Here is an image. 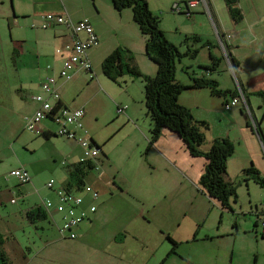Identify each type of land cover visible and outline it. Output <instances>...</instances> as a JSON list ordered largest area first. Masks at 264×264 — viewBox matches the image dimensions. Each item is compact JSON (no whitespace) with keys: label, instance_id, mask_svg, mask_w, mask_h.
Here are the masks:
<instances>
[{"label":"rangeland","instance_id":"374dc122","mask_svg":"<svg viewBox=\"0 0 264 264\" xmlns=\"http://www.w3.org/2000/svg\"><path fill=\"white\" fill-rule=\"evenodd\" d=\"M146 1L149 11L158 18L160 30L175 46H182L185 37L192 35H199L205 40H216L208 14L202 12V4L191 7L193 12L189 14L185 8L186 0ZM241 1L250 7L251 0ZM254 1L257 3L258 15L263 20L264 0ZM207 2H211V13L216 14L222 25L230 22L225 0ZM176 4L181 9L180 12L173 11ZM63 7L72 16L77 15L79 10H84L99 21L101 40L99 47L93 52L92 63L96 78L90 82L86 78L71 81L63 87V92L68 104L84 107V127L108 157L106 161L100 153L98 159L104 160V163H98L97 168L85 176L86 183L99 191L95 200L99 209L98 221L93 226H82L79 234H83L84 242L74 251L90 252L92 248L101 247L97 241L101 234L124 233L126 238L123 243L133 258L150 255L153 249L161 254L170 251V239L178 245L177 256L173 257L170 264H185L182 260L188 264H264L261 228L258 227V236L255 237L253 217L246 214L250 208L259 212L264 209V189L252 180L245 182V176L240 174V170L248 167L251 162L264 178V167L255 156L256 149L251 150V146L242 139V118L237 114V119L231 118L229 122L231 114H220V118L216 115L209 116V131L206 132L209 140L228 138L229 133L234 142L236 137L239 138L236 141L240 146L236 148L234 145V154L227 164V179L236 186L237 198L235 202H231L233 212L224 211L200 190L197 181L190 174L187 177L183 171L173 168L171 162L160 155L158 150L151 151L147 141L150 123L144 110L142 87H138L136 83L138 81L124 83L123 79L115 84L102 74L101 61L108 51L116 47L130 49L127 45L136 52L144 49L145 39L134 23L130 9H124L120 17L110 0H0V190L7 192L16 183V179L9 176L10 170L25 166L32 174V182L18 189L22 195L13 196L16 203L0 200L4 203L1 208L18 209L21 217L17 223L19 228L18 234L15 233L16 239L13 241L8 237L2 249L9 258L6 264L23 263L21 258L25 252L24 241L26 238L30 239L29 236L38 245H42L46 238L56 237L54 230L46 223L39 222L38 225L45 224L49 227L48 230L38 228L35 231L23 215V210L43 202L49 192L45 188L48 180L54 179L62 186L63 176H68L62 162L69 164V159L82 152L78 145H71L72 142L62 138L51 137L44 141L43 136L34 137L23 130V119L31 114L33 106L28 100H24L19 90L24 86L37 84L42 79L44 69L37 68L38 61L49 60L54 51L49 39L52 30L40 28L42 16L49 11H60ZM23 10L28 14L21 15L19 11ZM55 28L64 32L63 27ZM14 49L20 53L23 51L21 54L26 56V60L22 59L25 66L19 70L21 57L12 53ZM243 53L246 55V52ZM205 59L203 54L198 57L202 62ZM186 62L191 60L187 59ZM230 73L228 64L224 63L220 65L216 76L220 85L229 90L235 85ZM176 79L182 81L186 76L178 71ZM259 99L263 102V98L258 96L252 97L250 102L255 113L253 116L257 120L262 118L264 112V103L261 108L256 106ZM125 105L129 115L117 112L118 106ZM139 106H142L143 112H140ZM233 108L234 111L238 109ZM131 113L136 117L129 121L127 118ZM246 114L253 124L250 111ZM41 125L57 130L54 124L46 121ZM260 127L264 133V118ZM231 142L233 143L232 140ZM27 144L31 147L24 148ZM251 154H254L253 158ZM22 196H26V200ZM141 209L144 216L140 214ZM55 219L60 225L59 216ZM21 229H24L25 238ZM71 244L72 248L65 249H74V243ZM33 250L35 246L31 251ZM0 264L4 263L0 261ZM31 264H36V257L32 258ZM86 264H89L88 261Z\"/></svg>","mask_w":264,"mask_h":264},{"label":"crops","instance_id":"0c3cea01","mask_svg":"<svg viewBox=\"0 0 264 264\" xmlns=\"http://www.w3.org/2000/svg\"><path fill=\"white\" fill-rule=\"evenodd\" d=\"M207 1L210 2V0H205V2H206V6H205L203 4V0H195V1L186 0V2H192V4L190 6L189 5L185 6V8H188V10L186 9V12L190 14V12H193L191 7H195L199 4H202L203 9H204L202 12H205L208 14V17H209L208 20L210 21V23L212 24V26L214 28V32L216 34V40L215 41L210 40V39L205 40V39L201 38L199 35H192V36H196V37L198 36L201 39V42L200 43H193V44H192V42H189L187 45L183 44L182 45L183 47L177 45L181 52L185 51L187 49V47L189 49H197L198 50V54H197L195 59H193V60L188 59V60H191V62H186L187 59L185 58V61L182 60L181 63L177 64L176 76H177L178 71H180L182 74H184L186 76V79H183L182 81H179V80L178 81L185 84V85H188V84H190V80H189L190 75L192 77L205 76V78L215 80L218 83V88L220 90H222V91L229 90V88L222 87V85H220L221 84L220 80L218 79V77H216V76H218L217 73L220 69V65H222V64L224 65V63H227L230 70H231L230 76L233 75L234 80H235L234 88L231 89V91H234V90L238 91V88H239L241 93H242L241 89H243L244 94L243 93L242 94H243V96H245V99H247V102H246V100H245V102H246V105L248 107V111H250V113L252 114V118H255L253 116L255 113L252 110V108L250 107L251 98L254 96H258L259 92H261V93L264 92V19L262 20L261 16L258 15V11L256 10V8H257L256 4L257 3L254 0H251L250 7L247 3H245V2L243 3L241 0H237L236 7L240 11L242 19L238 22H235L229 16L228 10L226 8L228 16L230 18V22L228 21V23H223V25H222L220 23V20L217 18L216 14L214 12L211 13V10H210L211 2L208 4ZM15 6H16V10L18 11L17 5H15ZM31 12H32V10H31ZM19 13L21 15L28 14L27 11H24V10L21 12L19 11ZM32 13L34 15H36V12H32ZM47 13L67 14L73 21L87 19L90 21L91 25L93 26L94 32L98 37V45L91 48L88 52V58H89L91 65H92L91 72H89V73L80 72V71L75 72L73 75V78L71 80H69L67 82H60L59 83V86H60L59 93H60L61 103L65 106H69V107L74 108L77 106H71L70 103L68 104V102H66L67 97L64 96L65 94L63 92V87L66 84H68L69 82L74 81L76 79L86 78L90 82L91 80L96 78V75L93 71V64L92 63H93V52L97 50V48L99 47V44H100V40H101V35H100L101 32L98 31V22L99 21H98V19H95L94 17L93 18L90 17L88 12H86L84 10H79L77 15L72 16L65 7H63V9H61L60 11H49ZM118 13H120V17H121L123 12L121 11ZM205 19L207 21V18H205ZM47 30H52V33L50 34L51 37L49 39L54 46V50L58 47H62L68 41V33L66 32L65 29H64V32H60V30H58L55 27L47 29ZM261 34H263V35H261ZM189 37H191V36H189ZM243 37L245 39H241ZM45 42H47V40ZM204 42H209L210 47H207V46L206 47H200L201 44H203ZM127 46L131 49V51L134 55V58H135V63L138 66L139 70L144 75L154 76L157 68H156V65L153 62H151L145 55V40H144V49H140L137 52L135 51V49H133V47H131L129 45H127ZM111 51H108L106 53V55L103 57V59ZM240 51H242V52L240 53ZM22 52L23 51H21V53ZM243 52H246V55H244ZM12 53L14 55L21 57L20 65H18L19 66L18 70H19L22 66H25L24 61L22 59L26 60V56L24 54H21L20 52H18L17 49H14L12 51ZM201 54H203L204 58H206L204 62L198 60V57ZM52 55L53 56H51V58L49 60L42 59L43 62H41L40 60L38 61L37 68H39L40 70L44 69L42 79L40 81H38L37 84H33L30 87L24 86L25 89L22 87L19 90L21 92V95L24 96V100L25 99L28 100L30 105L33 106L30 115H32L36 111L37 107L39 106V104L34 101L33 97L36 95H39L41 93V90H40L41 81L46 76L51 75V74H55L61 66V60L58 56H56L54 54V51H53ZM212 58H214L215 60L218 61V63H219L218 67L215 71H213L211 73H206L204 71V69H202V67L203 66H210L211 63L213 62ZM231 58H232V60H231ZM123 79H125L124 83H126L127 81H129V82L138 81L136 83H138L137 84L138 87H140V86L142 87V92H143V85H142V82L140 80H138V79L132 80L131 78H129L127 76L122 77V79H120V80H123ZM23 89H24V92H23ZM27 90H30V91H27ZM238 93H239V91H238ZM143 94H144V92H143ZM231 97H232V95L231 96L226 95L225 97L214 96L210 93V91L208 89H187L179 95L178 102L182 106L188 108L196 120L206 121L208 123H209V118H210L209 116H212V115H216L219 117L220 114H223V113L231 114L229 122H231V118L237 119V116L239 115L242 118L241 122L244 123V124H240L241 125L240 133L242 134V139H243L245 144L247 143L248 145L251 146V150L254 151V148L256 149L257 153H255V156L260 159V162L263 164V167H264V162H263L264 146L262 145L258 135L256 134L255 129L250 126L253 124H251L249 122L247 115L242 113L241 109L243 106L241 104L239 106H236L238 109L235 111H234L235 108H233L232 111L231 110L225 111L223 108V105L226 102H228V100ZM258 97H261V96H258ZM262 100H263V102H261L259 99V102L256 105L258 108H261V106L263 105L264 99H262ZM140 103H142V102L140 101ZM73 105H75V104H73ZM80 107H82V106H80ZM118 107H120V106H118ZM82 108L84 109V107H82ZM127 110H128V108L125 105V111H124L125 114H128ZM137 110H138V108H137ZM139 110H140V112H143L142 106H139ZM144 110L146 112L145 106H144ZM84 111H85V109H84ZM225 114H223V115H225ZM30 115H28V116H30ZM25 117H27V116H25ZM134 117H136V115L131 113V115L127 119L130 121V119L134 118ZM262 117L264 118V112H263ZM84 120H85V114L83 117V123H84ZM255 120H256V118H255ZM23 122H24V119H23ZM42 122H44V121H42ZM46 122L54 124L50 121H46ZM41 123H40L39 127L42 129L43 133L40 136H43L44 141L49 140L51 137H59V138H62L68 142H72L71 145H73V144L78 145L76 142H74L72 140H68L65 137L56 135L57 130H51L48 127H43L41 125ZM149 123H150L149 126L151 128L150 119H149ZM150 128H149V130H150ZM56 129H57V126H56ZM23 130H25L24 126H23ZM149 130H148V133H149ZM29 134H31V133H29ZM88 136L91 139V142H93L97 145V143L93 140L92 136L89 134H88ZM230 136L231 135L229 133L228 139L230 141L231 140L233 141L235 147L237 148L238 146H240L239 143L236 141L239 138L236 137V140H235L236 143H235L233 138H231ZM34 137H36V136H34ZM218 138H220V137H218ZM212 139H214V138H212ZM212 139L209 140L206 137V142L204 143V145L201 148L203 151L208 150L209 142ZM148 140H149V134L147 135V141ZM30 147H31V145L27 144V145H25L24 148H30ZM155 149L158 150V153L160 152L159 153L160 155L165 156L169 160V162H171V164L173 165V168H175L176 170H178L180 172L183 171L187 177H188V174H190L191 178L194 181H197V184H198L200 176L203 173L206 160L202 157L191 156L189 154V152L187 151L184 143L181 141V139L179 138V136L176 133L171 132L167 129H164L162 131L160 137L158 138V140L151 147V151H153ZM100 150H101V152H99V154L91 161L92 164L94 165V169L97 168L96 166L98 165V163H100V164L104 163V160L98 159L100 153L103 155V157H105L106 161L108 160L107 155L104 152H102L103 151L102 147ZM81 151H82V149H81ZM253 155L251 154V158H253ZM82 157H83V152H81L80 155H78V156L76 155V157H74V158L72 157V159H69L68 160L69 164L63 165V167L66 168V172H67L68 176H66V177L63 176L64 181H63L62 186L59 185L58 183H56V181L53 179L55 181L53 189L50 190V189H47L45 187L49 192L45 196L44 200H51L53 204H56L57 200H56V195L54 193V190L58 189L60 187H65V185L68 182L70 167H72V165L80 162ZM181 160H182V162H181ZM227 164H228V161H227ZM251 164L252 163L250 162L249 166ZM20 167L24 168L28 172V174L30 176V182L26 183V184H20L17 182V180L14 179L16 181V183L14 184L13 188H9V190L7 192H3L0 190V200H4L3 202L13 203V204L16 203V200L13 196H15V195L17 196L18 194L22 195L20 190H18L19 187L23 186V185L30 184L32 182L31 172L25 166H20ZM20 167H17V168H20ZM17 168H14L12 170H15ZM246 168L247 167H243L240 170V172ZM12 170H10V172ZM91 172H92V170H90L87 174H90ZM260 175L262 177V173H260ZM226 179H227V177H226ZM85 180H86V178H85ZM227 181L231 182L229 179H227ZM85 183H86V181H85ZM88 185L91 186V188L93 190H95L99 196V191L93 185H90V184H88ZM262 189H264V188H262ZM98 196H97V198H98ZM26 198H27L26 196H22L23 200H26ZM83 198H84V202L82 204V207H80V208L87 211L88 217H87V219H85L83 222H81L78 226H76L73 229L72 232L74 234V238H68V237L61 238V236L59 234V227L61 225L60 215L54 210V208L51 209L52 214H49V212H47V210H45V208L43 207L42 202H41L38 205L34 204V205H31V206H29L23 210V215H25L27 221L31 225H33L32 227H34L35 231H37L38 228L42 231H46L50 227L52 230H54L56 237L53 238V236H51L50 238H46L44 240V242L42 243V245H38V243L35 242L34 239L31 238V236H29L31 241L29 238H26L24 241L25 245L23 246L25 249V252L22 253V258H21L22 262H23L22 264H31L32 258H34V257H36V264H86L87 261L89 264H170L172 262L173 257L177 256L176 249H177L178 245L174 249V253H171V254H170L171 249H170V251H165L163 254L156 253V251L153 249L152 253L150 255L148 254L146 256H134V258H133L130 251L126 250V245H124V243H123V239L126 238L124 233H117V234H113V235L101 234V236L97 238V241H98L99 245H101V247L96 248V249L92 248L90 252H88L86 250L85 251H79V252L74 251L76 248L82 246L83 242H84V240L82 238L83 234H81V235L79 234V231H81L82 226L84 224H89V225L93 226L95 224V222L98 221V214H99L98 210L99 209L95 205L96 201L95 200L92 201L90 199V196L85 195V194H83ZM44 200H42V201H44ZM12 201H14V202H12ZM3 202L0 201V235L3 237V240H4L3 245H2V249L4 248L8 237L9 238L11 237L13 239V241L16 239L17 235L15 233L18 232L17 229L19 227L17 226V223H19V217H20L18 209L9 210L6 208L5 209L1 208V206H3V204H4ZM90 206L95 207V211L93 213H89V211H88ZM38 208L46 216L45 219H40V218H38V215L35 214L36 210ZM31 210L33 211V214H34L33 218H29L27 216V212H29ZM224 211H227V210H224ZM249 211H248L249 213L247 212L246 214L248 215V217H253V222H254L253 230L256 232L255 237H257L258 236L257 229L259 227L258 217L260 216V213H264V209L259 212V210L255 209V208L254 209L250 208ZM231 212H233V210ZM140 214H142L144 216V211L142 209L140 211ZM246 214L245 215L243 214V216H247ZM56 216H59L60 225L55 219ZM39 222L46 223V225H48L49 227L47 228V226L45 224L44 225H38ZM21 230H22V235L25 238L26 234L24 233V229H21ZM82 233H84V232H82ZM260 234H261L262 240H264L263 239L264 234H262V233H260ZM102 237H104V239ZM105 237H109V238L106 239ZM167 237L168 236H166L165 238H167ZM169 241L172 244L173 240L169 239ZM71 243H74V249H71V250L65 249L66 247L72 248L73 245ZM33 246H35V250L31 251ZM2 251L4 252V250H2ZM4 254H5V256L7 258V262H8L9 258L7 257L5 252H4ZM86 254H89V255H86ZM182 261H184L185 264H188L187 261H185V260H182ZM7 262H5L4 264H6Z\"/></svg>","mask_w":264,"mask_h":264},{"label":"trees","instance_id":"16d2710c","mask_svg":"<svg viewBox=\"0 0 264 264\" xmlns=\"http://www.w3.org/2000/svg\"><path fill=\"white\" fill-rule=\"evenodd\" d=\"M110 1L113 8L118 12L124 9L132 11L133 21L145 39V55L156 65L157 70L154 76L144 75L136 65L133 53L126 47H116L102 60V74L115 84L120 83L119 80L124 76L132 80L138 79L142 82L146 115L151 122L149 146L152 147L154 145L164 129L176 133L191 156L202 157L206 160L203 173L198 182L200 190L210 200L217 203L222 210L232 211L231 202H235L237 198L236 186L227 181L226 177L227 161L234 154V144L228 138H214L209 142L208 150L203 151L201 148L206 142V132L209 131V123L196 120L191 111L178 102V97L187 89H208L212 95L219 97H225L226 95L236 97L238 96V91H222L218 88V83L215 80L205 78V76L192 77L190 75V84L188 85L179 82L176 79L177 64L181 63L185 58L195 59L198 50L187 47L185 51L181 52L177 46L168 41L159 28L158 18L149 11L146 0ZM236 2L237 0H225V5L229 16L235 22H238L242 19V16L236 7ZM189 42H192V44L200 43L201 39L198 36L185 37L184 44L187 45ZM206 46L210 47V43L204 42L200 47ZM212 59L213 62L210 66L202 67L206 73H211L218 67V61L214 58ZM241 90L244 94L243 89ZM258 96L264 99V92H259ZM245 100L247 102V99ZM241 111L247 115L245 108L242 107ZM251 119L253 125H249L255 129L264 146V133L260 128L263 117L260 120H255L251 116ZM93 144L101 152V147L95 143ZM93 169L94 165L90 160L80 161L72 165L69 169L68 182L64 188L74 193L80 192L82 187L86 185L85 176ZM240 174L245 176V182L252 180L255 184L264 188V178L261 177L253 164L243 169ZM35 214L40 219L46 218L39 208ZM263 214L260 213V215ZM27 216L33 218V211L27 212ZM167 239L169 238L167 237ZM3 241V237L0 235V261L5 263L7 258L2 251ZM176 246V242L172 241L170 254L174 253Z\"/></svg>","mask_w":264,"mask_h":264},{"label":"built area","instance_id":"2783aa9c","mask_svg":"<svg viewBox=\"0 0 264 264\" xmlns=\"http://www.w3.org/2000/svg\"><path fill=\"white\" fill-rule=\"evenodd\" d=\"M191 4L192 2H187V5ZM203 4L206 6L205 0H203ZM173 9L176 12L180 11L178 4ZM186 9L188 10V8ZM60 26L68 33V41L62 47L54 50L55 55L61 60V66L55 74L48 75L41 81V93L33 97L39 106L32 115L24 118V129L33 136H40L43 133L39 127L40 123L50 121L57 126L56 135L72 140L80 146L83 152L81 162L92 161L99 151L91 142L88 131L84 127V109L82 107L72 108L61 103L59 83L71 80L75 72H91L92 65L88 58V52L98 45V37L87 19L73 21L67 14L53 13L42 16L41 29L47 30ZM238 91V96L230 98L223 105L224 110L230 111L233 107L241 104L249 112L239 88ZM124 109L118 108L117 112L123 113ZM62 165L65 163L62 162ZM9 176L14 177L20 184L30 182L28 172L22 167L12 170ZM54 184L55 181L50 179L45 187L51 190ZM54 193L56 204H53L51 200H44L42 205L49 214H52L51 209L54 208L60 215L59 234L61 238H74L73 229L88 217L87 211L80 208L84 202L83 194L90 196V199L94 201L97 199L98 193L88 184L82 187L80 193H74L64 187L55 189ZM88 211L93 213L95 207L90 206ZM258 225L264 234V214L258 217Z\"/></svg>","mask_w":264,"mask_h":264}]
</instances>
